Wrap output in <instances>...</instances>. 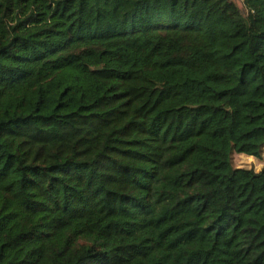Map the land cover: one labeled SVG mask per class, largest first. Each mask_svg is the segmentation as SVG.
<instances>
[{"label": "trees", "instance_id": "16d2710c", "mask_svg": "<svg viewBox=\"0 0 264 264\" xmlns=\"http://www.w3.org/2000/svg\"><path fill=\"white\" fill-rule=\"evenodd\" d=\"M0 0V264H264V0Z\"/></svg>", "mask_w": 264, "mask_h": 264}, {"label": "rangeland", "instance_id": "374dc122", "mask_svg": "<svg viewBox=\"0 0 264 264\" xmlns=\"http://www.w3.org/2000/svg\"><path fill=\"white\" fill-rule=\"evenodd\" d=\"M236 4H238L241 8L244 7L243 0H232ZM232 163L235 168H246V169H252L256 172H261L264 168V149L262 158H254L243 154H236L233 153L232 156Z\"/></svg>", "mask_w": 264, "mask_h": 264}]
</instances>
